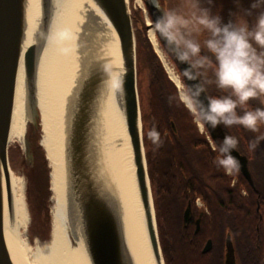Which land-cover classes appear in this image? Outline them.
<instances>
[{
  "label": "bare ground",
  "instance_id": "obj_1",
  "mask_svg": "<svg viewBox=\"0 0 264 264\" xmlns=\"http://www.w3.org/2000/svg\"><path fill=\"white\" fill-rule=\"evenodd\" d=\"M46 25L39 0H24L20 54L14 78L7 147L23 139L27 115L22 56L27 47H41L37 62L34 103L40 114L41 145L50 168L52 193L51 239L49 244L30 254L21 240L30 220L24 181L8 174V187L0 166V196L3 237L12 264H90L85 251V232L79 205L67 180L66 135L75 113V100L85 76L95 68L102 72L92 104L88 153L93 178L115 209L127 264H163L155 257L147 232V220L155 231L154 210L148 182L146 207L139 197L135 166L127 133L123 79L125 64L117 35L92 0H43ZM149 4L157 6L156 0ZM151 23L147 21V26ZM148 38L166 68L170 79L179 85L169 69L149 28ZM134 46V44H133ZM133 46L129 56H133ZM186 105L191 107L182 94ZM140 121L137 128L140 131ZM72 239V240H71Z\"/></svg>",
  "mask_w": 264,
  "mask_h": 264
},
{
  "label": "water",
  "instance_id": "obj_2",
  "mask_svg": "<svg viewBox=\"0 0 264 264\" xmlns=\"http://www.w3.org/2000/svg\"><path fill=\"white\" fill-rule=\"evenodd\" d=\"M99 10L107 18L113 27L120 46V52L125 64V75L123 79V92L125 100V119L127 133L130 138V145L135 166V177L139 190V197L142 205L146 207V187L151 194L150 180L147 172V162L142 136V122L138 102L136 86V47L132 18L128 9L127 0H92ZM39 7L46 25L45 8L43 0H39ZM23 4L24 0H0V166L3 171L6 186L8 187V174L10 171L8 160L7 136L10 125L12 98L14 91V78L20 54V41L23 25ZM152 23L146 26L147 29L155 28V22L164 15L161 6H153L147 3ZM44 14V16H43ZM156 32V31H155ZM158 41L168 51L174 60L186 86L188 95L191 96L192 104L196 111H201V105H207L208 95L203 93L197 98L190 91L198 81L187 80L183 72L188 68L187 63H181L177 59L178 50L174 45L169 44L156 32ZM134 44V46H133ZM133 46V56L131 47ZM41 47L38 43L30 44L22 56L25 100L27 105H34V93L37 74V62ZM102 78V72L95 68L90 69L87 76L81 82L76 100L75 113L71 120L69 131L66 135L65 156L67 163V180L71 192L77 199L85 232V251L90 264H127L126 254L123 248V239L115 209L112 207L108 197L102 192L93 178L92 167L89 162L88 133L92 104L95 98L96 89ZM141 123L138 131V122ZM173 126V123L171 125ZM211 139L221 143L228 131L224 125L214 130H206ZM30 150V149H29ZM232 155L240 162L239 173L250 184L252 176L248 168L247 158L238 150ZM152 205L153 198L151 194ZM154 210V205H153ZM191 209L188 205L184 211L183 220L186 224L190 217ZM155 219V211H154ZM198 230V227L196 231ZM147 232L151 249L155 257L160 253L161 248L158 241L156 220L155 231L152 224L147 220ZM212 242L209 240L202 248V254L211 250ZM0 264H12L3 237L2 205L0 196ZM164 264V263H163ZM224 264H236L235 250L229 237L225 240Z\"/></svg>",
  "mask_w": 264,
  "mask_h": 264
},
{
  "label": "trees",
  "instance_id": "obj_3",
  "mask_svg": "<svg viewBox=\"0 0 264 264\" xmlns=\"http://www.w3.org/2000/svg\"><path fill=\"white\" fill-rule=\"evenodd\" d=\"M159 1L164 12L179 9L176 4L170 6L163 0ZM132 19L140 38L141 61L149 70L150 113L145 119L148 121L149 131L155 126L163 140V145L158 150L150 141V151L148 156L145 155L149 167V179L157 186L156 197L153 200L157 223L160 221L166 223L163 249L166 251L167 260L170 259L172 264H215L216 258L221 254L218 244L225 235L223 228L228 226L227 213H237V217L241 216L239 213H256L257 201L262 204L263 200L256 199L252 193L249 199L241 194V189L248 190L249 186L239 172L235 173L238 183L231 187V178L225 174L223 168L214 163L218 155L216 148L220 144L213 141L216 148L211 149L206 135L199 132L193 121L195 115L179 100L176 87L167 77L144 34L145 26L141 12H133ZM202 54L207 53L202 50ZM206 93L208 97H221L227 94L215 86L208 87ZM262 100L264 97L248 101L246 110L264 109ZM237 111L243 115V111L240 109ZM172 123L174 127L171 126ZM225 128L228 136H233L239 141L238 151L249 159L252 179L264 189V140L260 141L254 152L249 151L248 148L250 141H255L262 136V132L264 133V122H258V130L255 132L240 125ZM40 153L42 155L41 148ZM47 185L46 179V195H48ZM196 197L202 199L209 213L219 214L220 221L219 225L217 224L219 232L213 229V225L211 226L212 221H206L201 230L195 234L193 230H187L182 226L181 214L189 204L192 208L195 206ZM45 202L34 197L35 210L43 211L46 207ZM45 213H47L46 209ZM239 219L244 221L242 218ZM251 230L252 228L244 229L238 240L248 242L255 237L257 235L255 229ZM44 232L43 239H46L47 223ZM262 236L263 240L264 234ZM208 239L213 241V249L209 253L202 254V248ZM258 262H261V258Z\"/></svg>",
  "mask_w": 264,
  "mask_h": 264
},
{
  "label": "clouds",
  "instance_id": "obj_4",
  "mask_svg": "<svg viewBox=\"0 0 264 264\" xmlns=\"http://www.w3.org/2000/svg\"><path fill=\"white\" fill-rule=\"evenodd\" d=\"M229 2L225 14L224 0H181L179 9L166 11L155 22V31L175 46L177 59L188 64L183 77L198 81L190 89L197 98L211 86L227 93L209 97L207 105H201L202 114L194 110L201 132L220 125H240L255 132L258 122H264V109L246 110L248 101L264 97V0ZM147 135L156 150L162 147L155 126ZM261 140L264 136L250 141L249 151L254 152ZM238 144L237 138L225 136L216 148L214 163L227 175L240 170L232 155Z\"/></svg>",
  "mask_w": 264,
  "mask_h": 264
},
{
  "label": "rangeland",
  "instance_id": "obj_5",
  "mask_svg": "<svg viewBox=\"0 0 264 264\" xmlns=\"http://www.w3.org/2000/svg\"><path fill=\"white\" fill-rule=\"evenodd\" d=\"M157 5H160V1L156 0ZM163 2L167 3L170 6H174V4L178 5V7H181V0H163ZM147 3H149V0H127L128 4V9L131 14L136 11L141 12V18L144 22L145 30L144 34L146 35L153 52L157 56L159 62H161V65L163 66V69L169 78V80L174 84L177 90V95L180 101H182L185 106L194 114V107L192 104L191 99H189V95H185V92H187L186 86L183 83L182 76L177 68V65L175 64L174 60L172 59L171 55L168 53L166 49L160 44L158 41L155 28H151L154 30V35L155 39L157 42V45L169 67V69L172 70L173 74L177 77L179 76L180 78L177 79L179 82V85L174 83L170 77L168 76L166 68H164V64H162V61L160 57L157 55V52L154 49L153 44H151L147 31L148 29L146 28L147 21L149 23H152L150 13L147 7ZM40 5V3H39ZM224 6L225 10L231 7V4L229 0H224ZM162 7V6H161ZM132 24H133V19H132ZM134 38H135V47H136V86H137V94H138V102H139V108H140V114H141V122H142V136L144 138V143H145V155L148 156V153L150 151V140L147 138V134L149 132V124L147 119V115L150 113V108H149V70L146 67V65L141 61V54H140V38L138 34L136 33L137 29L134 28ZM183 87V90H182ZM188 93V92H187ZM182 94H184L188 101L191 104L190 106H187L184 100L182 99ZM28 101L25 100V106H26V115H27V121H26V126H25V131L23 135V139L21 142H12L9 144L8 147V160H9V167L11 172L19 176L23 179L24 181V193H25V200L27 203L28 211H29V216L30 220L28 222L26 230L22 232L21 235V240L26 244V247L30 250V254L35 253L38 249L43 250L45 248L51 239V222H52V193L50 190V168L48 161L45 156L44 149L41 145L42 141V131H41V123H40V114L39 110L37 109L36 106L28 104ZM195 115V114H194ZM198 116L195 115L194 122L197 125V128L200 133L206 135V140L209 142L211 149L215 150V144L213 143V140L209 137V135L205 132H201L197 120ZM143 120V121H142ZM262 136H264V133H261ZM208 136V137H207ZM146 140V141H145ZM40 148L42 155L40 153ZM30 149V150H29ZM33 149V151H32ZM35 154V155H34ZM44 154V157H43ZM45 158L44 162L42 160ZM149 167H147V172H148ZM226 174V173H225ZM227 175V174H226ZM47 176V177H46ZM229 176L231 184L238 183V179L236 177V174L233 175H227ZM46 179H47V192L48 195H46ZM150 180V179H149ZM150 187H151V194L152 198L156 197V189L157 186L156 184L152 183L150 181ZM241 189V192H243ZM34 197H37L41 201H46L45 202V209L47 213H45V209L43 211L35 210V204H34ZM196 199V198H195ZM33 201V203L31 202ZM154 203V201H153ZM196 203L197 207H202V203L200 199L194 200V205ZM45 213V215H44ZM41 214V215H40ZM155 220H156V229H157V235H158V241L159 245L161 248V256L163 259L164 264H172L170 259L167 260V256L165 254L166 251L163 249L162 241H164L163 236H165V231H166V223L158 222L156 219V214H155ZM160 220V219H159ZM47 223L48 225V236L46 239H43V235L45 234L44 229H45V224ZM72 240V239H71ZM166 247H167V241L165 242ZM204 247V246H203Z\"/></svg>",
  "mask_w": 264,
  "mask_h": 264
},
{
  "label": "flooded vegetation",
  "instance_id": "obj_6",
  "mask_svg": "<svg viewBox=\"0 0 264 264\" xmlns=\"http://www.w3.org/2000/svg\"><path fill=\"white\" fill-rule=\"evenodd\" d=\"M247 161L249 168V159H247ZM247 184L249 186V189L242 190L243 192H241V194L248 199L251 198V195L253 194L256 199L261 198L263 200L262 204L258 203L257 201L255 208L256 213H239L241 216L238 217L236 216L237 213H227L229 217L228 226H225L223 228V231H225V235L223 236L220 244H218V248L221 254L216 258L215 264H224V246L226 237H229L232 241L235 250L236 264H264V239L262 240V234H264V189L261 188L260 185L255 182V180L252 181V184L248 182ZM234 186L235 184L232 183L231 187ZM196 199H200L202 207H197L196 203L193 208L190 206L191 213L186 224L183 220L184 210L181 214L182 226L187 230H193V233L195 234L201 230L206 221H212L211 226L213 225V229L216 232H219V229L217 227V224L219 225L220 221L219 214L217 215V213H209L202 199L200 197H196ZM237 218L239 220V223ZM239 218H242L244 221ZM197 227L198 230L196 231ZM247 228H252V230L255 229L257 235L248 240V242H246L245 240H238V238L240 237V233ZM209 240L212 242V247L210 250L212 251L213 241L211 239H208L207 241ZM260 258L261 262H258Z\"/></svg>",
  "mask_w": 264,
  "mask_h": 264
}]
</instances>
